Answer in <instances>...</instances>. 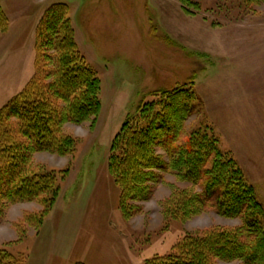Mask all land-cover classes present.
I'll use <instances>...</instances> for the list:
<instances>
[{
	"label": "rangeland",
	"instance_id": "374dc122",
	"mask_svg": "<svg viewBox=\"0 0 264 264\" xmlns=\"http://www.w3.org/2000/svg\"><path fill=\"white\" fill-rule=\"evenodd\" d=\"M17 1L6 13L7 0H0L8 17L0 32V109L31 78L34 30L58 2L68 6L77 46L100 79L101 109L95 120L61 126L74 140L70 153L32 155L31 170L54 175L58 195L39 229L24 219L42 209L39 201L11 204L0 221V249L23 254L25 264H144L186 233L239 225V218L210 210L185 221L165 218L161 204L171 191L190 187L170 173L132 217L125 220L118 208L119 189L108 171L112 139L141 99L191 78L194 114L180 138L207 128L264 208V0ZM10 22L18 36L4 46Z\"/></svg>",
	"mask_w": 264,
	"mask_h": 264
},
{
	"label": "trees",
	"instance_id": "16d2710c",
	"mask_svg": "<svg viewBox=\"0 0 264 264\" xmlns=\"http://www.w3.org/2000/svg\"><path fill=\"white\" fill-rule=\"evenodd\" d=\"M7 26L0 5V32ZM33 67L28 82L0 109V221L11 204L37 200L42 209L24 219L39 229L59 188L54 175L31 170L32 155L70 153L74 140L62 135L61 126L95 120L101 109L100 79L77 46L65 3H53L41 15ZM148 97L151 100L141 99L135 113L125 117L109 146L108 171L119 189L122 217L139 212L162 174L170 173L190 187L171 191L161 204L165 218L185 221L210 210L241 222L186 233L168 253L144 264H264V224L259 221L264 208L238 162L219 148L205 127L180 138L184 122L194 114L193 78L172 89L153 90ZM22 256L0 249V264H25Z\"/></svg>",
	"mask_w": 264,
	"mask_h": 264
},
{
	"label": "crops",
	"instance_id": "0c3cea01",
	"mask_svg": "<svg viewBox=\"0 0 264 264\" xmlns=\"http://www.w3.org/2000/svg\"><path fill=\"white\" fill-rule=\"evenodd\" d=\"M2 6H4V10H6V13H7V9L9 8V10H15V8H17V6L19 5L18 1L17 0H7L6 3H1ZM11 31H12V22H10L9 24V29L7 30V32H5L3 34L2 37H4L5 39H7L6 42H4V46H9L11 45V43L13 41L16 40L17 38V34H18V31L16 33H13L11 34ZM1 35V34H0ZM3 39V38H2ZM34 40H35V30H34V39H33V50H34Z\"/></svg>",
	"mask_w": 264,
	"mask_h": 264
}]
</instances>
